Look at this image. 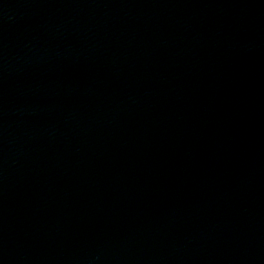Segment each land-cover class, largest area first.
Wrapping results in <instances>:
<instances>
[{
	"label": "water",
	"instance_id": "1",
	"mask_svg": "<svg viewBox=\"0 0 264 264\" xmlns=\"http://www.w3.org/2000/svg\"><path fill=\"white\" fill-rule=\"evenodd\" d=\"M0 264H264V0H0Z\"/></svg>",
	"mask_w": 264,
	"mask_h": 264
}]
</instances>
